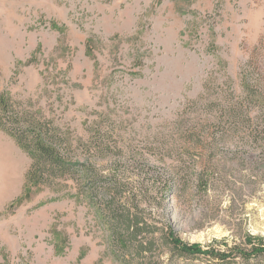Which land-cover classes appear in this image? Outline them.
Listing matches in <instances>:
<instances>
[{
	"label": "rangeland",
	"instance_id": "374dc122",
	"mask_svg": "<svg viewBox=\"0 0 264 264\" xmlns=\"http://www.w3.org/2000/svg\"><path fill=\"white\" fill-rule=\"evenodd\" d=\"M262 35L264 0H0V96L51 119L73 156L121 184L157 238L147 264H220L180 257L162 231L215 248L264 238V139L219 123ZM0 138L16 162L0 264H122L75 182L26 184L30 155Z\"/></svg>",
	"mask_w": 264,
	"mask_h": 264
},
{
	"label": "trees",
	"instance_id": "16d2710c",
	"mask_svg": "<svg viewBox=\"0 0 264 264\" xmlns=\"http://www.w3.org/2000/svg\"><path fill=\"white\" fill-rule=\"evenodd\" d=\"M240 75L243 92L238 99L232 100L219 123L225 122L223 116L226 114V121H231L235 127L250 128L254 139H264V35L243 64ZM0 127L11 133L32 159L26 184L51 187L59 180H73L78 192L88 196L108 225L113 251L122 264H147L142 254L151 251L157 238L154 234L148 236L146 222L138 213H131L134 202L123 194L118 181L100 173L95 160L73 156L67 138L51 119L17 109L3 95L0 96ZM117 197L125 198L123 205L116 202ZM162 238L180 257L206 255L220 264H236L239 256L248 261L264 254V238L251 232L245 234V248L229 247L228 244L226 248H215L211 244L189 243L170 225L163 229Z\"/></svg>",
	"mask_w": 264,
	"mask_h": 264
},
{
	"label": "bare ground",
	"instance_id": "6f19581e",
	"mask_svg": "<svg viewBox=\"0 0 264 264\" xmlns=\"http://www.w3.org/2000/svg\"><path fill=\"white\" fill-rule=\"evenodd\" d=\"M11 156V148L0 138V199L10 194L13 179L16 177V164ZM15 188V186H14Z\"/></svg>",
	"mask_w": 264,
	"mask_h": 264
}]
</instances>
